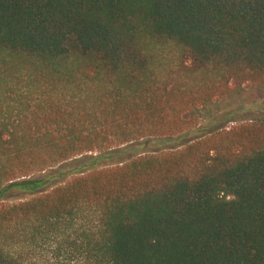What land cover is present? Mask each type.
<instances>
[{"label": "trees", "instance_id": "trees-1", "mask_svg": "<svg viewBox=\"0 0 264 264\" xmlns=\"http://www.w3.org/2000/svg\"><path fill=\"white\" fill-rule=\"evenodd\" d=\"M245 85L264 0H0V264H264V121L160 149Z\"/></svg>", "mask_w": 264, "mask_h": 264}, {"label": "rangeland", "instance_id": "rangeland-1", "mask_svg": "<svg viewBox=\"0 0 264 264\" xmlns=\"http://www.w3.org/2000/svg\"><path fill=\"white\" fill-rule=\"evenodd\" d=\"M196 117L199 120V130L190 133L183 141L172 144L168 147H160V149H173L185 144L191 140L202 136L208 131L214 129H229L238 124L262 120L264 121V86L254 87L251 85H245L239 92L229 95L225 99L215 100L208 105L200 107L196 111ZM157 147L150 148L149 151L160 150ZM83 158H76L56 167L52 172L57 171L60 168H68ZM126 160V159H123ZM51 172V173H52ZM48 173L43 176H47ZM42 177V176H41ZM67 177H59L53 180L50 185H56L59 182H63ZM56 182V183H54ZM27 194H12L8 201L15 202L19 199H27Z\"/></svg>", "mask_w": 264, "mask_h": 264}]
</instances>
